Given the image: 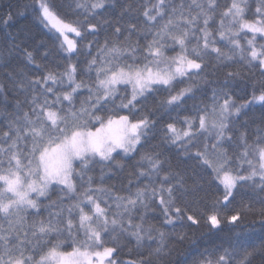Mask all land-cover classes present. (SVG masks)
<instances>
[{
  "label": "snow or ice",
  "instance_id": "6c2138e0",
  "mask_svg": "<svg viewBox=\"0 0 264 264\" xmlns=\"http://www.w3.org/2000/svg\"><path fill=\"white\" fill-rule=\"evenodd\" d=\"M117 8L115 22L104 15ZM72 10L80 18L74 23L58 14L52 0L0 3V32L8 38L7 46L0 47V92L11 86L23 96L0 112L6 121L0 129V264H120L122 244L147 250L125 264H186L178 245L196 243L201 229L209 235L225 227L234 230L246 212H254L264 231V113L251 141L247 131L235 141L231 132L254 105L264 108V0H230L223 10L218 0H145L139 9L143 21L126 27L121 20L133 9L117 0H74ZM29 13L62 38L60 50L69 61L63 71L33 77L6 71L22 47L17 40L24 25L17 35L8 29ZM102 30L106 38L99 44L95 37ZM68 33L80 39H69ZM242 33L247 46L241 43ZM217 36L226 48L218 46ZM81 41L90 57L83 74L72 62L80 55ZM23 51L27 62L35 64L32 51ZM233 64L239 65L235 71ZM223 69L228 70L222 82L208 75ZM249 79L251 97L237 96L236 82ZM198 92L204 98L194 105V115L184 117V126L173 120L162 131L164 144L194 162L191 174L173 169L162 152L153 151L137 162L134 191L114 194L103 186V177L96 184L89 174L95 165L102 172L122 168L117 157L135 158L156 127L153 116L170 114L197 99ZM161 93L166 95L161 98ZM9 107L15 111L8 112ZM201 137L204 144L198 147ZM241 189L248 191L242 194ZM52 192L58 193L57 200H51ZM244 195L257 197L260 207L251 200L234 207ZM188 197H212V210L189 211L182 203ZM45 200L47 217L41 213ZM155 204L162 210L160 227L148 223ZM178 226L192 235L177 232ZM69 241L71 251L63 250ZM256 260L264 264V239L256 244L238 236L228 247L205 248L192 264Z\"/></svg>",
  "mask_w": 264,
  "mask_h": 264
},
{
  "label": "trees",
  "instance_id": "16d2710c",
  "mask_svg": "<svg viewBox=\"0 0 264 264\" xmlns=\"http://www.w3.org/2000/svg\"><path fill=\"white\" fill-rule=\"evenodd\" d=\"M23 2H30V0H23ZM120 5L128 6L130 5L133 11L129 14L123 16L121 23L123 26H127V23L133 22H142L143 16L139 11L141 5L145 3V0H117ZM220 10H223L229 3L230 0H218ZM254 4L255 0H251ZM0 3H8V0H0ZM52 3L55 5L58 14L69 22H76L79 17L72 10L74 8V0H52ZM254 12V8H253ZM253 12H249V18L252 17ZM107 18L112 19L115 22V18L120 17V9L117 8L115 11L110 10L104 14ZM21 22L24 25L22 31L19 32V39L17 43H22V47L17 49L10 58L9 68L6 71L16 72V73H24L29 77L33 76H43L47 71H63L68 61L67 56L60 50V43L62 42V38L58 39V34L54 31H49L43 28L42 25L34 22V19L29 13L27 18H19L18 22L13 25L12 28L8 29L12 35H17V30L21 28ZM211 23V22H210ZM218 26V16L215 23H213V28ZM111 30L109 29V33ZM250 35V34H249ZM106 38L105 32L102 30L97 37L96 40L99 41V44H103ZM73 39L79 40L80 38L74 37ZM89 40L94 39L89 36ZM135 39V37H133ZM218 46L227 47L226 42L219 41V36L216 37ZM241 43L244 46H247V41L244 38V34H241ZM8 38L6 33L0 32V47L7 46ZM27 48L31 50L33 56L35 57V64H29L26 60L25 53L23 48ZM80 55L78 57H74L72 62L79 64L78 72L80 74L84 73V69L86 66V61L90 59L86 55L88 49L86 47V43L81 41L79 44ZM93 54L96 52V46L94 45L92 48ZM47 53V55H45ZM170 54H174L171 53ZM214 56V54H213ZM215 60H211L210 64H214ZM36 64H39L40 67L37 68ZM239 68V65L233 64L231 70L235 71ZM228 69H223L218 71L215 76H211V72H208V75L211 79L222 82L224 79V72ZM95 75L94 73L92 74ZM3 71H0V83H4L3 79ZM255 79H259V73H257ZM252 80L248 81H237L236 87L234 88V92L237 96L250 98L252 95ZM182 85H178L180 87ZM211 89L207 90V95H210ZM258 94V90H257ZM166 93H161L160 97L162 98ZM204 98V93H197V99L186 100V102L178 109L173 110L170 114L157 113L153 116V119L156 121V127L153 133L147 137L146 141L143 143V147L140 148V151L135 154V158H123L121 156L117 157L122 164V168L115 167L114 170L110 171L108 169H102L99 165H95L92 168V171L89 173L97 185L101 183V178L103 177V186L112 190L114 194L118 195H127L130 188L132 191L135 190L137 181L135 173H137V162L140 160V156L145 152H153L159 151L163 153V158L170 162L171 167L175 170L184 172L188 171L191 174L192 169L195 167L194 162L191 160H186L183 156H177L176 150L174 148H170L168 145L163 143L162 140V131L164 129V125L167 122L175 121L177 127L184 126V117L195 114L194 105H199L201 100ZM17 99L23 100V96H20L12 90L11 86H9V90L5 92H0V112L4 111V105H13ZM77 105H79V100H77ZM14 107H9L8 112H14ZM262 113H264V108H261L260 105H254L247 113L246 116H242L239 123H236L232 126L231 132L233 134L234 141L237 140L241 133L247 131L248 138L251 141L254 138V133L257 127L261 126V118ZM123 114V113H122ZM146 113H140V115H144ZM6 128V121L3 115H0V129ZM198 147H203L204 139L203 137L199 138L196 141ZM232 150H235V146H230ZM195 151V149H193ZM115 155V154H114ZM168 165L166 164L165 167ZM196 171L200 172V169H196ZM132 182L131 185L129 182ZM146 182V181H144ZM222 190V189H221ZM248 190L241 189V193L244 194ZM51 200H57L58 193L52 192L50 193ZM43 199V198H42ZM212 197L207 199H193L188 197L186 200L182 201L183 204L189 205V211L195 212L196 214L207 213L212 210ZM251 200L255 208H259L260 204L258 202V198L254 195H244L243 200L241 197H237V201L235 202V206H242V204L248 203ZM48 200H45L44 205L41 208V213L43 217H47ZM148 223L155 225L156 227H160L163 224V215L162 210L160 209L158 204L153 206V209L147 213ZM138 219V217H137ZM260 217L254 213H245V218L242 222L239 223V226L234 230H231L229 227H225L222 231L209 235L206 234L203 229L196 233V243H192L191 240L185 241L182 245H178V249L180 252L179 259L181 261H185L186 264H192L193 260L198 258L199 254L204 252L205 248L208 251H212L213 248L217 245H223L224 247H228V245L239 238L246 239L250 238L252 243L258 244L262 239H264V231L260 229L259 225ZM179 225L180 222L177 221ZM147 226V225H146ZM168 228V226H165ZM177 232L185 231L188 232L189 236L192 235V230L184 227H177ZM109 244L112 243L111 240L107 241ZM171 246V245H170ZM63 250L71 251V242L65 243L62 245ZM141 253L147 255L146 249H137L134 244H122L120 248V252L118 254V259L120 264H125V262L129 259L137 260L140 258ZM255 264H260L259 260L255 261Z\"/></svg>",
  "mask_w": 264,
  "mask_h": 264
},
{
  "label": "rangeland",
  "instance_id": "374dc122",
  "mask_svg": "<svg viewBox=\"0 0 264 264\" xmlns=\"http://www.w3.org/2000/svg\"><path fill=\"white\" fill-rule=\"evenodd\" d=\"M73 35H74V34H72V33H68V37H69V39H73Z\"/></svg>",
  "mask_w": 264,
  "mask_h": 264
}]
</instances>
